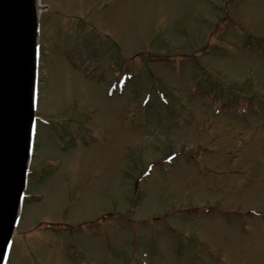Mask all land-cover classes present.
Instances as JSON below:
<instances>
[{"label":"rangeland","instance_id":"rangeland-1","mask_svg":"<svg viewBox=\"0 0 264 264\" xmlns=\"http://www.w3.org/2000/svg\"><path fill=\"white\" fill-rule=\"evenodd\" d=\"M42 2L54 5L42 14L49 52L38 112L48 123L39 125L34 199L23 212L31 235L11 264H264V0ZM201 48L215 58L195 59ZM134 58L155 76L142 65L111 98V82L141 67ZM111 64L128 68L115 75ZM155 90L167 103L142 106ZM217 104L244 105L245 120L214 116ZM209 140L218 150L207 167L218 175L185 157L155 167L138 192L148 160ZM104 213L114 215L96 225ZM47 218L69 228L43 234L35 225Z\"/></svg>","mask_w":264,"mask_h":264},{"label":"water","instance_id":"water-1","mask_svg":"<svg viewBox=\"0 0 264 264\" xmlns=\"http://www.w3.org/2000/svg\"><path fill=\"white\" fill-rule=\"evenodd\" d=\"M32 0H0V264L28 157L32 116Z\"/></svg>","mask_w":264,"mask_h":264}]
</instances>
